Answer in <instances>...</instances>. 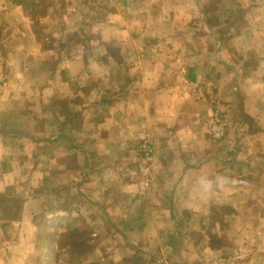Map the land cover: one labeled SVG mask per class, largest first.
Segmentation results:
<instances>
[{"label":"crops","instance_id":"1","mask_svg":"<svg viewBox=\"0 0 264 264\" xmlns=\"http://www.w3.org/2000/svg\"><path fill=\"white\" fill-rule=\"evenodd\" d=\"M134 1L95 46L0 0V264H264V0Z\"/></svg>","mask_w":264,"mask_h":264},{"label":"rangeland","instance_id":"2","mask_svg":"<svg viewBox=\"0 0 264 264\" xmlns=\"http://www.w3.org/2000/svg\"><path fill=\"white\" fill-rule=\"evenodd\" d=\"M42 4H40L42 7H44L43 11H39V14H44L45 17L47 18L48 26H61L63 27L65 33V36L62 37V41L64 43H78V44H83L85 45L86 42H94V45L98 42L101 41V34L100 30H97L98 27L102 28L105 26H110L112 28H117L118 26H131L133 23L134 25H137L138 27H153V23L149 21L147 22L143 16H144V7L142 6L141 8L137 7V4H134L132 2L131 7H127L126 5L124 6L122 4L123 0H41ZM137 1V0H136ZM31 2V1H30ZM138 2V1H137ZM147 3V0H142L140 3ZM27 6V4H26ZM135 6L141 10V12H138L137 15L135 14ZM146 6V5H145ZM123 7V8H122ZM28 8L32 11L31 16L34 17V6L33 4L29 5ZM47 9V10H46ZM46 10V11H45ZM29 11V10H28ZM123 11L124 14H121ZM125 16V17H124ZM134 16L138 17L137 19H134ZM44 17V16H43ZM124 17V18H122ZM76 28L77 30H74ZM88 30H90L92 33H94V36L90 35L87 33ZM76 33L73 35L71 32ZM67 32V33H66ZM88 34V35H87ZM93 35V34H92ZM123 40H125L126 36L123 35ZM126 41L122 42L121 40H116L114 44H124ZM94 46V47H95ZM64 228V227H63ZM79 230H83L84 228L78 227ZM69 228H64V230H68ZM90 230H94L93 228H90ZM54 230L53 234L54 235ZM67 239H69L72 242V247L71 249L78 250L80 252H83L86 245L85 242L80 241V237H70L68 235L65 236ZM86 238V237H85ZM59 241L61 240L60 238H57ZM65 239V238H64ZM63 239V240H64ZM62 240V241H63ZM94 242L93 244H95ZM84 245V246H82ZM42 244L36 242L34 244V247L31 249L34 251V253L31 256L30 259V264H43V260L38 259L36 254V250L41 249ZM63 250L68 251L70 248L68 246H65ZM86 251V250H85ZM71 255L65 254L63 252L62 254L58 255L56 254L57 261L55 258V255L50 257V262L49 260L47 261L48 264H70V261H77L76 258L78 253L72 251L70 253Z\"/></svg>","mask_w":264,"mask_h":264},{"label":"built area","instance_id":"3","mask_svg":"<svg viewBox=\"0 0 264 264\" xmlns=\"http://www.w3.org/2000/svg\"><path fill=\"white\" fill-rule=\"evenodd\" d=\"M227 123L223 116L215 111L210 116L208 122V133L215 140H222L226 133ZM137 150L142 156L143 164L140 166V172L145 173L150 162L154 157V148L148 134L141 132L137 142Z\"/></svg>","mask_w":264,"mask_h":264},{"label":"trees","instance_id":"4","mask_svg":"<svg viewBox=\"0 0 264 264\" xmlns=\"http://www.w3.org/2000/svg\"><path fill=\"white\" fill-rule=\"evenodd\" d=\"M47 26H48V24H47ZM81 231H83V230H79L78 227H75V228L73 227V228H69L68 230H64L63 232H60L58 234V238H60L61 240L59 241L57 239L58 240V246H57L56 251L61 252L65 246H68L70 248V250L68 251V253L66 252V250H63L62 252L67 253L68 256L71 255L70 253H72V251H74V252H76V253L79 254V252H80L79 250L80 249H78V250L71 249V247H72L73 244L65 236L68 237V235H69L70 237H75V236H78V233H81L82 235H84L86 233L85 231L84 232H81ZM83 242H85V241H83ZM84 245H86V242H85ZM84 245H82V246H84ZM83 249L85 250V248H83ZM70 264H81V263L80 262H77V261L75 262V261L72 260V261H70Z\"/></svg>","mask_w":264,"mask_h":264}]
</instances>
